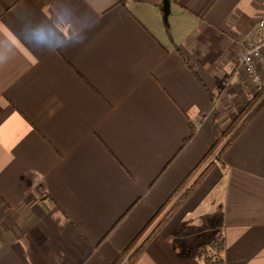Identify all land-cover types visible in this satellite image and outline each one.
<instances>
[{
  "label": "crops",
  "instance_id": "1",
  "mask_svg": "<svg viewBox=\"0 0 264 264\" xmlns=\"http://www.w3.org/2000/svg\"><path fill=\"white\" fill-rule=\"evenodd\" d=\"M263 16L0 0V264H110L253 96L238 55ZM218 230L225 264H264V103L132 264H202Z\"/></svg>",
  "mask_w": 264,
  "mask_h": 264
},
{
  "label": "trees",
  "instance_id": "2",
  "mask_svg": "<svg viewBox=\"0 0 264 264\" xmlns=\"http://www.w3.org/2000/svg\"><path fill=\"white\" fill-rule=\"evenodd\" d=\"M121 1L123 2V0ZM165 27L169 34L167 22H165ZM263 103L264 89L254 92L253 96L211 143L199 161L183 176L167 198L146 220L110 264H132L137 259L150 240L170 219L172 214L184 202L190 192L200 183L215 164V160L220 157L225 149L237 137ZM194 133L195 128L192 124H189L188 134L183 138L179 150L183 148ZM122 217H120L115 224H117ZM115 224L113 226H115ZM223 246L224 236L222 231L218 230L215 237L210 242L190 250L189 253L198 257L202 261V264H225L222 256Z\"/></svg>",
  "mask_w": 264,
  "mask_h": 264
},
{
  "label": "built area",
  "instance_id": "3",
  "mask_svg": "<svg viewBox=\"0 0 264 264\" xmlns=\"http://www.w3.org/2000/svg\"><path fill=\"white\" fill-rule=\"evenodd\" d=\"M238 64L255 92L264 89V16L257 21L244 49L238 55Z\"/></svg>",
  "mask_w": 264,
  "mask_h": 264
},
{
  "label": "water",
  "instance_id": "4",
  "mask_svg": "<svg viewBox=\"0 0 264 264\" xmlns=\"http://www.w3.org/2000/svg\"><path fill=\"white\" fill-rule=\"evenodd\" d=\"M170 7V0H162V11H163V17L166 19Z\"/></svg>",
  "mask_w": 264,
  "mask_h": 264
}]
</instances>
